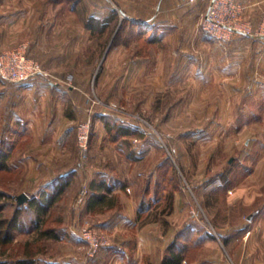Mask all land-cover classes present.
<instances>
[{
	"label": "rangeland",
	"instance_id": "374dc122",
	"mask_svg": "<svg viewBox=\"0 0 264 264\" xmlns=\"http://www.w3.org/2000/svg\"><path fill=\"white\" fill-rule=\"evenodd\" d=\"M1 34L0 56L40 65L28 80L86 101L79 177L47 210L29 202L60 174L39 184L25 167L0 170V264H162L172 245L181 264H264V0H0ZM36 42L73 61L47 71ZM107 123L135 133L116 139ZM32 144L0 156L17 165ZM95 193L105 201L90 207Z\"/></svg>",
	"mask_w": 264,
	"mask_h": 264
},
{
	"label": "crops",
	"instance_id": "0c3cea01",
	"mask_svg": "<svg viewBox=\"0 0 264 264\" xmlns=\"http://www.w3.org/2000/svg\"><path fill=\"white\" fill-rule=\"evenodd\" d=\"M0 40L2 46L7 44L4 34ZM33 46L32 54L43 62L47 71H64L73 61L66 49L55 55L48 51L47 42H36ZM83 59L82 56L81 61ZM65 85V82L50 81L42 75L18 84H8L0 78V143L3 146L0 151L13 153L29 137L33 142L30 151L35 154L22 155L17 159V165L13 162L16 158L11 159V155L0 156V166L4 163L7 168L30 169L31 177L39 184L53 183L59 177L72 180L79 177L78 171L77 174L72 172V150L75 146L74 126L85 110V93L78 94L76 86L66 88Z\"/></svg>",
	"mask_w": 264,
	"mask_h": 264
},
{
	"label": "built area",
	"instance_id": "2783aa9c",
	"mask_svg": "<svg viewBox=\"0 0 264 264\" xmlns=\"http://www.w3.org/2000/svg\"><path fill=\"white\" fill-rule=\"evenodd\" d=\"M214 7L211 8L209 11L206 20L208 23H214ZM18 53L14 52L16 54H19V56L15 59L11 56V59L14 64H11V60H9L10 52L6 53V55L0 56V78L4 82H23L28 80L29 78L42 73V69L39 64L30 61L26 58L23 52L20 50ZM9 56H8V55ZM14 70V71H13ZM91 128L88 124H82L79 129V145H80V156L82 159L87 158L89 153V144H90V135H91Z\"/></svg>",
	"mask_w": 264,
	"mask_h": 264
},
{
	"label": "trees",
	"instance_id": "16d2710c",
	"mask_svg": "<svg viewBox=\"0 0 264 264\" xmlns=\"http://www.w3.org/2000/svg\"><path fill=\"white\" fill-rule=\"evenodd\" d=\"M106 127L108 128V130H110L112 132L114 130L116 131V134H115V138L116 139H118L120 137H129V136H131V135H133L135 133V131L130 129V128L123 127V126H117L115 124L107 123ZM5 168H7V167H5L4 163H2L1 166H0V170H3ZM67 180H68L67 178H60L58 185H56V186H54L52 188V193L44 195L45 196L44 201H40V200H37V199H32L29 202V207H31V208H33L35 210H38V213H41V210H43V211L47 210L48 207L51 204H53V202L56 200L57 196H59L64 191V189L66 187L65 183L67 182ZM101 187H105L108 192H110L112 190L111 186H108L106 183H103V182L99 184L97 190H99ZM104 201H105V195L99 194V193H95L93 195L92 200H91L90 207H92L93 205L98 204V203H103ZM22 210H23L22 207L18 206L16 212L17 213H21ZM0 211L2 212L1 207H0ZM16 218H15V221H17ZM7 222L8 221H6V220L3 221V222L1 221V223H7ZM13 222H14V220H13ZM17 223H18V221H17ZM16 226L17 225H16V222H15V223H13V225H11V228H16ZM9 227H10V225H9ZM45 233L48 234L49 232L45 231ZM9 241H10V239H6L5 242L0 243V244L2 245L4 243H8ZM174 246L175 245H172L170 247V250H169L168 254L166 255L165 259L163 260L162 264H181L182 263L183 255L181 254V251L175 250ZM24 264H26V263H24Z\"/></svg>",
	"mask_w": 264,
	"mask_h": 264
},
{
	"label": "water",
	"instance_id": "95a60500",
	"mask_svg": "<svg viewBox=\"0 0 264 264\" xmlns=\"http://www.w3.org/2000/svg\"><path fill=\"white\" fill-rule=\"evenodd\" d=\"M17 199H18L19 205H23L30 200V197L26 193H23V194L19 195L17 197Z\"/></svg>",
	"mask_w": 264,
	"mask_h": 264
}]
</instances>
